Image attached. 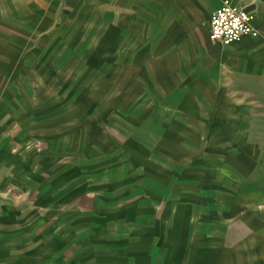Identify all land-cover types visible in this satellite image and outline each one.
I'll return each instance as SVG.
<instances>
[{
    "label": "crops",
    "instance_id": "crops-1",
    "mask_svg": "<svg viewBox=\"0 0 264 264\" xmlns=\"http://www.w3.org/2000/svg\"><path fill=\"white\" fill-rule=\"evenodd\" d=\"M4 1L11 12L26 8L25 23L35 24L31 32L48 31L74 13L81 22L83 16L104 23L112 75L106 88L115 92L105 98L152 104L136 118L153 117L159 108L167 112L156 119L187 120L176 128L153 124L146 128L149 136L114 127L112 113L90 122L91 141L74 150L78 160L122 173L95 175L84 191L83 198L96 193L91 210L97 223L87 235L90 252L75 264L217 263L223 237L208 223L225 225L226 215L249 233L241 238L240 246L250 248L243 259L264 264V142L241 140L233 166L218 154L226 147L221 136L248 134L233 126L236 109L218 88L231 76H264V0ZM224 2L252 15L256 36L228 45L210 40V12ZM179 138L185 157L177 152ZM192 143L197 147L189 148ZM197 149L216 156L199 167ZM180 180L187 184L186 198L173 186Z\"/></svg>",
    "mask_w": 264,
    "mask_h": 264
},
{
    "label": "rangeland",
    "instance_id": "rangeland-1",
    "mask_svg": "<svg viewBox=\"0 0 264 264\" xmlns=\"http://www.w3.org/2000/svg\"><path fill=\"white\" fill-rule=\"evenodd\" d=\"M6 2L0 1V264H75L90 252L87 235L97 223L91 210L96 193L83 198L84 191L95 175L117 178L122 173L78 160L74 150L91 141L90 122L112 113L114 127L149 136L146 128L153 124L155 129L159 124L176 128L187 120L156 119L167 112L159 108L153 117L136 118L133 114L152 104L105 98L115 92L106 88L112 75L107 72L104 23L83 16L81 22L74 13L48 31L31 32L35 24L25 23L26 8L16 6L11 12ZM239 78L231 76L218 88L236 109L233 126L248 128L245 135L221 136L226 147L218 154L231 166L241 140L264 142V76ZM96 85L103 88L95 90ZM184 144L179 138L180 157L187 153ZM215 156L209 151L194 155L199 167L201 160L208 165ZM173 186L186 198L184 180ZM229 217L225 225L208 223L224 244L223 255L210 264H251L242 257L250 248L240 246L249 233Z\"/></svg>",
    "mask_w": 264,
    "mask_h": 264
},
{
    "label": "built area",
    "instance_id": "built-area-1",
    "mask_svg": "<svg viewBox=\"0 0 264 264\" xmlns=\"http://www.w3.org/2000/svg\"><path fill=\"white\" fill-rule=\"evenodd\" d=\"M252 20L246 10L224 2L210 12L207 22L209 38L212 42L228 45L246 35L256 36Z\"/></svg>",
    "mask_w": 264,
    "mask_h": 264
}]
</instances>
